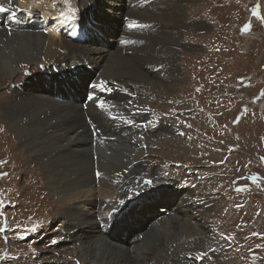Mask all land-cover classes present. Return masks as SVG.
Returning a JSON list of instances; mask_svg holds the SVG:
<instances>
[{
    "label": "bare ground",
    "instance_id": "bare-ground-1",
    "mask_svg": "<svg viewBox=\"0 0 264 264\" xmlns=\"http://www.w3.org/2000/svg\"><path fill=\"white\" fill-rule=\"evenodd\" d=\"M40 1L0 0V7L15 12L16 19L41 15L42 18L39 16L37 20L41 25L45 24V29L46 25H52L48 17H54L53 23L66 25L68 22H81L82 15L87 19L83 27L87 26L91 35H87L83 42L75 43L60 36V30L56 32L48 29L49 32H43L33 27L16 31L0 28V87H5V82L11 83L19 71L17 64L20 61L36 63L40 71V75L33 79H37V83L33 82L32 75H28L18 83L11 84V101L3 102L0 99V104L9 121V129L23 143L29 154L28 160L41 173L38 177L48 194L55 196L59 203L60 208H55L52 216L56 215L60 220V228L66 234L65 240L78 250L79 259L87 262L83 264H225L233 247L224 242L223 234L216 226L209 227L206 224V217L214 211L209 207L213 201L200 195L198 184L188 188L176 179L165 178L162 176L164 168L152 173V186L141 184L143 175L149 169L140 161L141 155L148 154V148L151 147L147 138L153 132L172 133L170 127L175 126V123L151 119L147 104L139 100L138 85L134 80L124 77L131 75L121 67L130 69L135 78L139 74L142 76L141 73H148L147 78L155 76L160 63L149 59L152 55L158 58V53L170 45L167 29L160 25L162 19L166 21L167 12H170V9L166 11L168 2L126 0V14L117 15L128 17L123 21L124 26H118L120 31L115 32L108 25L99 28L101 41L109 36L116 42L114 49L117 53L110 55L92 38L95 36L92 35V29L98 27V22L91 7L99 8L107 4L108 8L102 11H109L117 17L114 9L123 6L122 0H86L87 3L73 0L65 11L55 9L58 2L63 1L65 4V0L52 3ZM140 10L152 13L140 15ZM109 20L116 25L115 19ZM132 28H136L135 31L127 34V30ZM135 57L136 60L132 61ZM42 78L43 84H39ZM63 80H66L68 88H61ZM57 85L60 90L58 93L51 88ZM75 87L79 94L74 92ZM87 90L97 98L83 108L81 93L86 94ZM113 91L115 93L111 95ZM150 91L142 93L149 95ZM187 102L181 101L180 107H187ZM124 132L130 135L121 136ZM21 152L23 154L24 150L21 149ZM91 174L95 177L93 183H89ZM118 183L120 186H117ZM31 189L32 192L39 191L35 186H31ZM115 191L119 195H114ZM35 201L39 202L37 205L40 204L38 214H41V200L38 198ZM160 203L170 205L171 212L166 217L156 212ZM256 203L259 202L254 200L252 209H255ZM128 205L131 208L124 215L131 217L133 214L136 221L128 229L131 237L122 243L112 238L116 227H109L113 223L109 218H112L113 212ZM248 213L245 219L254 222L263 212L257 213L255 210ZM140 220L144 224L139 230H134V224ZM119 222L118 219L115 224ZM242 224V220L237 222L233 219L228 227V235L239 232L237 226ZM210 228H214L213 231L220 238L210 236ZM25 233L34 234L36 231ZM20 235L9 234L18 239ZM52 235L56 236V233L49 236ZM222 241L226 248L219 249L218 244ZM17 247L24 248L21 244ZM183 248L191 250L193 257H186ZM29 251L26 249L20 259L11 257L17 261L19 259L20 264H40L26 259L31 254ZM46 252L45 256L51 250ZM60 252L57 259L47 256L40 261L66 264L67 251ZM67 255L72 257L73 252ZM80 255L86 259L80 258ZM51 259L54 261L51 262Z\"/></svg>",
    "mask_w": 264,
    "mask_h": 264
},
{
    "label": "rangeland",
    "instance_id": "rangeland-1",
    "mask_svg": "<svg viewBox=\"0 0 264 264\" xmlns=\"http://www.w3.org/2000/svg\"><path fill=\"white\" fill-rule=\"evenodd\" d=\"M65 1L68 4L58 2L55 9H69L73 0ZM164 1L168 2L166 11L170 9V12L160 25L167 29L170 45L158 53V58L152 55L149 59L160 63L155 76L147 78L148 73H141L142 76L139 74L135 78L130 69L121 67L131 75L124 77L138 85L139 100L147 104L151 119L175 123L170 127L172 133L153 132L147 138L151 147L148 154L141 155L140 161L149 169L141 184L152 186V173L163 168L165 178L176 179L188 188L198 184L200 195L213 201L209 207L214 211L206 217V224L216 226L223 234L224 242L233 247L225 264H264V0ZM52 2L57 0H48V3ZM83 2L87 3L86 0ZM121 3H124L122 7L114 9L116 16L126 14L128 10L127 1ZM107 8V4L91 7L98 22V27L92 29V35H95L92 38L112 55L117 53L114 49L116 42L109 36L101 41L99 28L108 25L111 30L119 32L118 26H124L123 21L128 17H114L111 12L102 11ZM147 12L152 13L140 10V15ZM109 18L115 19L116 25L110 23ZM85 21L87 19L81 15L82 26ZM134 29H128L127 34ZM135 60L136 57L132 61ZM17 68L19 71L10 81V87L8 82L4 83L5 87H0L3 102L11 101V84L28 75L33 76L32 80L40 75L36 63L20 61ZM43 81L44 78L39 84ZM148 90H151L149 95L142 93ZM75 92L79 93L77 89ZM183 100L188 101L185 108L180 107ZM130 105L133 104L130 102ZM2 110L0 104V264H20V256L26 249L31 252L26 259L40 264H48V260L40 261L47 256L57 259L60 250L67 251V254L73 252L72 257L65 254L66 264L87 263L79 259L78 250L65 240L60 220L56 215L52 216L53 210L60 208L59 203L55 196L48 194L38 177L41 173L31 165L29 154L16 135L15 139ZM125 133L121 136L130 135ZM90 179L89 183H93L94 175ZM31 186L39 191L32 192ZM114 195L119 192L115 191ZM37 197L41 200V214H38L40 204L35 201ZM254 200L259 203L252 209ZM157 206L165 209L161 203ZM255 210L263 213L254 222H248L245 219L248 212ZM233 219L242 220L243 224L237 226L239 232L228 235ZM213 229L210 228V236L218 239ZM26 231L36 233L26 234ZM15 233L21 234L20 241L18 237L9 236ZM52 233L56 236H49ZM115 240L121 242L119 238ZM224 242L218 244L219 249L226 248ZM20 244L24 248L17 247ZM46 250H51L47 256ZM183 251L186 257H193L191 250L183 248ZM11 256L19 257L18 261Z\"/></svg>",
    "mask_w": 264,
    "mask_h": 264
},
{
    "label": "snow or ice",
    "instance_id": "snow-or-ice-1",
    "mask_svg": "<svg viewBox=\"0 0 264 264\" xmlns=\"http://www.w3.org/2000/svg\"><path fill=\"white\" fill-rule=\"evenodd\" d=\"M0 11H6V9H4L3 7H0ZM14 17H15V12L12 13V18H14ZM197 258H199V257H197Z\"/></svg>",
    "mask_w": 264,
    "mask_h": 264
},
{
    "label": "water",
    "instance_id": "water-1",
    "mask_svg": "<svg viewBox=\"0 0 264 264\" xmlns=\"http://www.w3.org/2000/svg\"><path fill=\"white\" fill-rule=\"evenodd\" d=\"M145 183V182H144ZM148 184V183H147Z\"/></svg>",
    "mask_w": 264,
    "mask_h": 264
}]
</instances>
